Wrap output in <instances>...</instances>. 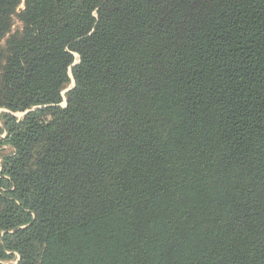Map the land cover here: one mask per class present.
<instances>
[{
	"label": "trees",
	"instance_id": "trees-1",
	"mask_svg": "<svg viewBox=\"0 0 264 264\" xmlns=\"http://www.w3.org/2000/svg\"><path fill=\"white\" fill-rule=\"evenodd\" d=\"M0 110V264H264V0H0Z\"/></svg>",
	"mask_w": 264,
	"mask_h": 264
},
{
	"label": "rangeland",
	"instance_id": "rangeland-1",
	"mask_svg": "<svg viewBox=\"0 0 264 264\" xmlns=\"http://www.w3.org/2000/svg\"><path fill=\"white\" fill-rule=\"evenodd\" d=\"M20 9H23V6H21ZM21 29H22V25H21V23L17 20V18H15V26H14V28H13V31L15 32V31H18V30H21ZM63 106H65V102H64ZM1 112H2V111L0 110V113H1ZM18 116L21 117L22 114H19Z\"/></svg>",
	"mask_w": 264,
	"mask_h": 264
},
{
	"label": "water",
	"instance_id": "water-1",
	"mask_svg": "<svg viewBox=\"0 0 264 264\" xmlns=\"http://www.w3.org/2000/svg\"><path fill=\"white\" fill-rule=\"evenodd\" d=\"M74 87V86H73ZM66 104V103H65Z\"/></svg>",
	"mask_w": 264,
	"mask_h": 264
}]
</instances>
